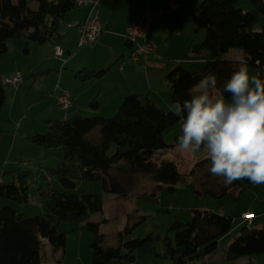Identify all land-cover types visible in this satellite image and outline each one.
I'll return each instance as SVG.
<instances>
[{
    "label": "trees",
    "instance_id": "1",
    "mask_svg": "<svg viewBox=\"0 0 264 264\" xmlns=\"http://www.w3.org/2000/svg\"><path fill=\"white\" fill-rule=\"evenodd\" d=\"M198 1L201 4L193 18L194 30L198 33L204 29L206 36L203 42L193 43L191 50L208 59L195 72L178 66L168 74L172 103L190 99L188 89L209 72L217 75V88L222 89L233 68L241 62L256 68L258 77L264 80V31H257L264 19V0H252V9L248 12L238 7L240 0ZM75 8L74 0H0V56L8 52L9 41L17 35L27 40L23 49L26 54L32 44L58 46L63 38L61 24ZM126 45L132 48L130 42L126 41ZM232 50L242 51L245 59H222ZM110 69H84L74 76L81 81H101ZM224 95L230 97L228 93ZM6 103V88L0 82V115ZM88 107L99 111L101 104L93 100ZM179 122V117L157 106L147 95L127 96L112 117L74 115L66 120L47 121V133L27 139L38 147L62 148L64 162L45 171H25L18 167L3 172L0 198L28 203L30 184L36 181L40 183L38 192L47 212L29 218L8 206L0 210V264H47L49 251L54 264H63L67 236L59 230V224L64 222H81L83 229L94 235L92 264L123 259L138 264V254L148 248L155 250L158 239L153 235L124 242L125 235L136 226L129 223L124 231L114 235L116 243L109 244L108 237L101 232L102 223L91 221L93 215L103 212V196L58 192L51 188L52 176L70 190L80 181L100 182L104 192L123 200L130 199L141 178L151 179L156 191L167 186L171 192L189 178L195 181L200 197L218 201L226 197L238 200L248 189L257 186L242 179L225 187L223 178L208 171V157L198 161L188 173H180L178 164L166 156L176 149L182 132L175 136L173 144H168L164 137ZM2 135L0 125V142ZM113 147L115 152L110 155ZM145 220L143 217L141 222ZM232 224L231 217L218 212L193 210L190 221L172 226L174 239L167 236L163 252L157 255L171 264H198L217 252L220 240L231 231ZM260 255H264V228L249 226L240 229L226 251L229 262Z\"/></svg>",
    "mask_w": 264,
    "mask_h": 264
},
{
    "label": "rangeland",
    "instance_id": "2",
    "mask_svg": "<svg viewBox=\"0 0 264 264\" xmlns=\"http://www.w3.org/2000/svg\"><path fill=\"white\" fill-rule=\"evenodd\" d=\"M36 6V4L33 5L34 8ZM238 7H243V10L245 9L244 12H248L252 9V0H240ZM263 24L264 19L261 25ZM190 25V27L184 25V28H186L185 34H187L190 41L193 39L192 41L195 44L203 42L206 31L203 29L196 33L194 24L190 23ZM14 41L24 43L19 52L20 54H5L2 56L5 60L3 62L0 60V80L4 84L7 92V103L0 115V122L3 129L0 143V182L4 171H13L18 167H21L25 171H45L61 165L65 158V153L62 148L47 149L38 147L31 144L27 139V136L32 137L47 133L48 126L46 122L53 119L63 120L62 117L57 116L58 112H63L64 110L56 104L50 90L51 87H59V78L56 79L55 76L47 77L48 75L44 74H39L35 77L29 75V65L32 62L35 64L39 62L38 54L36 52L32 56L25 54L23 49L27 44L26 39L21 38ZM191 57L195 63L185 69L189 72H195L203 66V62L199 60L197 55ZM244 58L245 54L240 50H232L222 56V59L226 60H244ZM248 68L250 75L258 76L259 72L256 68L252 66H248ZM11 70H13L14 76L17 75L16 72H20L23 77H27L25 82L26 87H22L19 90L18 86L20 84L14 86L5 81L7 75H12L9 73ZM58 72H61V69ZM2 74H5L6 77ZM56 75L58 76L59 74L56 73ZM168 97L170 99V93ZM164 108L163 110L172 112L170 109ZM11 116L18 119L14 128L9 123ZM24 119L26 120L22 122ZM20 125L21 128H19ZM27 132H30V134L26 135ZM180 132L181 123L179 122L165 132V141L168 144H173L175 136ZM17 136L15 151L10 160V149L14 146V140H16ZM114 152L115 147L111 149L110 155ZM206 157L207 153L205 151H201L198 154H191L178 152L176 149L166 156L168 160L178 164L179 172L182 174L188 173L198 161ZM9 161L12 164L15 162V164L9 165ZM50 184L52 189L61 193H74L77 195L101 194L103 196V212L93 215L91 221L102 223L101 232L108 237L109 244L114 245L116 243L113 238L114 235L124 231L128 223L131 226H136L129 234L125 235V243L142 240L150 235L158 239L155 242L154 251L148 248L145 252L137 255L138 264H171L164 262L157 254L163 252V242L167 236L174 239L175 231L172 230V226L176 222L187 223L190 221L193 210L218 212L228 217L232 216V213L239 212L241 209L249 210L253 212L252 214H255V207L250 208L253 192L244 193L241 201H236L231 197H226L222 201L213 198H202L196 193L197 185L195 181L189 178L180 182L175 187L174 192H171L167 186H164L160 191H156V185L151 179L141 178L133 188L129 200L118 199L112 193L104 192L103 185L100 182L80 181L77 183L75 189L70 190L64 188L58 179L52 176L50 177ZM39 188L40 183L30 184V201L28 203H18L14 200L0 198V210L8 206L17 213L24 214L29 218L45 214L47 208L39 195ZM143 217H146V220L141 222ZM105 220L108 222L105 223ZM258 223L256 222L251 228H264V224L259 225ZM83 225V223L78 221L59 224V230L67 236L63 264H92L91 245L94 241V235L83 229ZM233 228L220 240L217 252L198 264H264V255L253 256L251 258L246 257L234 262L227 261V248L234 241V237L240 232V230L235 232ZM125 253L126 251L123 250V254ZM47 264H54L51 251L48 252ZM108 264L130 263L123 259L120 261L115 260Z\"/></svg>",
    "mask_w": 264,
    "mask_h": 264
},
{
    "label": "crops",
    "instance_id": "3",
    "mask_svg": "<svg viewBox=\"0 0 264 264\" xmlns=\"http://www.w3.org/2000/svg\"><path fill=\"white\" fill-rule=\"evenodd\" d=\"M98 1L99 5L92 11L88 7H76L66 14L62 23L63 26L60 28L63 38L58 44L64 51L63 57L56 56L55 45L51 44L41 47L34 44L30 45L29 53L25 54L32 56L36 52L39 62L38 64L32 62V64L29 65V75L35 77L36 75L44 74L48 75L47 77L55 76L56 79L59 78V87H51L50 89L56 104L58 95L63 92H68L73 99V105L68 110L58 112L57 117H62L63 120L69 119L74 115H85L90 117L101 115L112 117L118 112L125 98L129 95H147L157 106L160 108L162 107V109L166 107L171 111V105L173 103L171 98L169 99L168 97L170 88L167 76L178 66L185 69L195 63L191 57L196 55L191 50L193 39L190 41L187 34H185L186 28H184V25L188 27L191 26L190 23H193V18L199 11L200 1ZM170 3L177 4L178 10L169 12L168 6ZM241 9L243 10V7H241ZM144 10H150L154 14L161 12V15L153 23L147 37V41L154 46L152 55L147 59L135 62L130 59L132 49L127 47L124 35L128 28L139 23ZM90 13L98 16L103 25V32L95 44L79 47L78 26L87 19ZM260 25L257 27V31H264V24L261 25V27ZM21 38H14L9 41L8 52L6 54H20L19 52L24 43H18L14 40H19ZM2 56L0 60L3 62L5 59H3ZM197 56L203 63L208 59V57L204 55ZM108 68L111 69L101 81H81L74 76L75 72L84 69L99 71ZM59 69H61V72H58ZM9 73L12 75H7V77L5 74H2L6 77L5 81L7 83L15 77L13 75V70ZM16 73L21 74L20 72ZM56 73L59 75L57 76ZM26 80L27 77H24V81L20 83V85L18 84L19 86H15H18L19 90L22 87H26ZM93 100L100 102L101 109L99 111L92 110L88 107ZM9 120H11L9 121L11 127L13 126L14 128L18 119L11 116ZM25 120L26 119L22 122ZM0 125L2 129L1 122ZM19 128H21V125ZM29 134L30 132H27L26 135ZM17 139L18 136L16 140H14V146L10 149V160L13 157ZM7 150L9 149L7 148ZM13 164H15V162H13ZM13 164L9 161V165ZM247 192H253L250 208L255 207V218L249 226L247 222L243 220V215L247 213L252 214L253 212L245 209H241L235 214L231 212L232 216L230 217L233 219L232 227H234L233 230H235V232L245 226L252 227L256 222H259V225L264 224V184L252 187L245 193ZM241 198H243V196L238 200L241 201Z\"/></svg>",
    "mask_w": 264,
    "mask_h": 264
},
{
    "label": "clouds",
    "instance_id": "4",
    "mask_svg": "<svg viewBox=\"0 0 264 264\" xmlns=\"http://www.w3.org/2000/svg\"><path fill=\"white\" fill-rule=\"evenodd\" d=\"M217 79L209 72L188 89L190 99L171 105L182 132L176 151H205L208 171L223 178L225 187L242 179L264 184V80L250 75L244 62L233 68L222 89Z\"/></svg>",
    "mask_w": 264,
    "mask_h": 264
},
{
    "label": "built area",
    "instance_id": "5",
    "mask_svg": "<svg viewBox=\"0 0 264 264\" xmlns=\"http://www.w3.org/2000/svg\"><path fill=\"white\" fill-rule=\"evenodd\" d=\"M75 6L79 8L88 7L95 9L99 5L98 0H74ZM178 10L177 4L169 5V12ZM160 13H152L150 10H144L142 18L138 24L128 28L124 35L126 41L132 45V52L130 59L138 62L143 59H147L153 53L154 46L147 41V37L151 31L153 23L159 18ZM103 32V25L98 16L89 14L87 19L78 26V46L83 47L87 45H93L97 42L98 38ZM55 53L57 57H63L64 51L61 47L56 46ZM24 81V77L21 74H17L14 79L8 81L9 84L18 85ZM57 104L63 110H68L73 105V99L68 92H63L57 97ZM32 184H37L34 181ZM255 218L254 214L247 213L243 215V220L250 226Z\"/></svg>",
    "mask_w": 264,
    "mask_h": 264
},
{
    "label": "water",
    "instance_id": "6",
    "mask_svg": "<svg viewBox=\"0 0 264 264\" xmlns=\"http://www.w3.org/2000/svg\"><path fill=\"white\" fill-rule=\"evenodd\" d=\"M22 36L21 35H17L15 38H21Z\"/></svg>",
    "mask_w": 264,
    "mask_h": 264
}]
</instances>
